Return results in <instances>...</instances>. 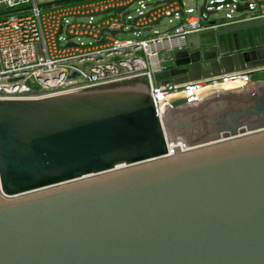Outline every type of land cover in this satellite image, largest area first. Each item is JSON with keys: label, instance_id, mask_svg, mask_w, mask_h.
I'll return each instance as SVG.
<instances>
[{"label": "water", "instance_id": "water-1", "mask_svg": "<svg viewBox=\"0 0 264 264\" xmlns=\"http://www.w3.org/2000/svg\"><path fill=\"white\" fill-rule=\"evenodd\" d=\"M261 68L264 48L185 47L155 78ZM0 264H264V79L161 114L146 84L0 99Z\"/></svg>", "mask_w": 264, "mask_h": 264}, {"label": "built area", "instance_id": "built-area-1", "mask_svg": "<svg viewBox=\"0 0 264 264\" xmlns=\"http://www.w3.org/2000/svg\"><path fill=\"white\" fill-rule=\"evenodd\" d=\"M215 1L226 0H210ZM135 3L140 7L133 16L130 8ZM245 4L249 9L237 11ZM29 5L32 8L0 15V99L47 96L145 77L161 114L174 97L198 100L207 87L230 81L243 85L254 80L253 73L264 70L225 73L182 84L162 85L155 78L173 53L185 48L189 34L264 20V0L220 4L218 11L232 6L238 15L229 13L225 20L210 21V25L203 22L211 15L204 20L206 14L200 8H185L182 0H78L48 7H39L35 0H0V12ZM164 18H169V30L146 35ZM112 30L137 37L121 38L123 32Z\"/></svg>", "mask_w": 264, "mask_h": 264}, {"label": "rangeland", "instance_id": "rangeland-1", "mask_svg": "<svg viewBox=\"0 0 264 264\" xmlns=\"http://www.w3.org/2000/svg\"><path fill=\"white\" fill-rule=\"evenodd\" d=\"M156 1L157 0H150V1L146 0V3L156 2ZM182 3H183L185 8L193 7V8H195V10H197L202 6V4L204 3V0H182ZM138 7H140V4H138V3L131 5L130 10H131V14L133 16H136L138 14V11L136 10ZM229 13L232 14V16H234V17L238 15L236 11L232 10V6H225L222 10H219L218 12L213 13L210 16V20L204 21L203 24L210 25L209 24L210 21L215 20L217 22H220L222 20H225ZM103 17L104 16H97V19H101ZM168 20H169V18H164V20L160 24H157L150 32H146V35H151L157 30L159 32H165L166 30H169L170 23L168 22ZM225 28H228V27H225ZM222 29H224V28L220 27V28H216V29H208V30H204L201 32L189 34L187 36V39L189 42H192L195 40H197L198 42H200V41L202 42V41L208 40V39H215V41L211 42L210 45H212L213 43L218 45L220 43V37H223L227 41L231 40V34L220 33V30H222ZM238 35H239L238 40L241 39V41L243 42L242 45H246L245 40L248 41L249 40L248 38L250 36H257V35L264 36V24L258 25L255 27H251V28L239 30ZM119 37L127 38V37H137V36L132 34V33H127V34L124 33V34H119ZM83 40L88 41L90 39L83 38ZM233 41L235 42V40H233ZM166 56L168 57L169 55L166 54ZM252 77L254 79H264V70L263 71H257L255 73H253ZM138 84L148 85V82L146 81V78L143 77L141 79H134L132 81L109 83V84L89 87L86 89H80V90H76V91L114 89V88H120V87H126V86H137ZM35 91H36L35 93H38L40 91V89H38L36 87Z\"/></svg>", "mask_w": 264, "mask_h": 264}, {"label": "flooded vegetation", "instance_id": "flooded-vegetation-1", "mask_svg": "<svg viewBox=\"0 0 264 264\" xmlns=\"http://www.w3.org/2000/svg\"><path fill=\"white\" fill-rule=\"evenodd\" d=\"M231 40H226L223 37H220V43L218 45L212 44L208 46H201L196 49L204 50L205 52L209 51H216L218 54H221V49L223 44H225L228 52H234V51H246V52H252V51H259L260 49L264 48V36H250L248 41L245 40L246 45H242L241 39L238 40V31L231 32ZM235 40V42L233 41ZM244 40V39H243ZM231 41V42H230ZM195 49V50H196ZM192 50V49H190Z\"/></svg>", "mask_w": 264, "mask_h": 264}, {"label": "crops", "instance_id": "crops-1", "mask_svg": "<svg viewBox=\"0 0 264 264\" xmlns=\"http://www.w3.org/2000/svg\"><path fill=\"white\" fill-rule=\"evenodd\" d=\"M35 1L38 4H40V3L47 2V1H50V0H35ZM212 29H216V28H212ZM214 41H215V39H208V40H204L202 42L201 41L198 42L197 40L189 42L188 39H187V45L185 47L186 48H190L192 50H195L196 48L201 47V46H208L211 42H214Z\"/></svg>", "mask_w": 264, "mask_h": 264}, {"label": "bare ground", "instance_id": "bare-ground-1", "mask_svg": "<svg viewBox=\"0 0 264 264\" xmlns=\"http://www.w3.org/2000/svg\"><path fill=\"white\" fill-rule=\"evenodd\" d=\"M240 85H242L240 83V81H230V82H227L225 84H220V85H217V86L207 87V89L204 92L209 91V90H213V89H216V88H220V87H224V88H234V87H237V86H240ZM173 96H175V95H173Z\"/></svg>", "mask_w": 264, "mask_h": 264}]
</instances>
